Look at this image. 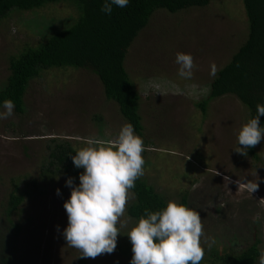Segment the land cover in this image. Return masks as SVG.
Wrapping results in <instances>:
<instances>
[{"label":"rangeland","instance_id":"rangeland-1","mask_svg":"<svg viewBox=\"0 0 264 264\" xmlns=\"http://www.w3.org/2000/svg\"><path fill=\"white\" fill-rule=\"evenodd\" d=\"M76 17L73 6L59 3L31 12L13 11L3 19L0 89L7 83L12 57L37 47ZM248 35L243 0H211L206 8L175 14L161 9L125 61L141 97L144 175L140 178L167 201L179 203L187 194L188 207L201 217L203 259L212 249L239 253L255 238L264 251V139L256 146L258 159L234 150L239 147L237 134L249 120L248 109L235 96L209 102L206 115L198 108L208 98L217 72ZM178 52L193 57L190 79L177 75ZM24 102V114L14 110L11 117L0 119V217L15 185L23 191L36 183L42 192L26 198L14 217L23 228L15 264H80L81 253L62 236L67 226L63 204L70 196L67 177L62 173L44 177L51 148L66 143L77 151L88 147V139L96 146L106 144L115 140L127 121L117 103L107 100L99 78L73 67L43 71L30 82ZM72 178L78 185L79 176ZM247 182H257L258 188L251 193ZM134 202L135 197L128 199L120 218L126 226L117 224L120 234L113 253L83 258L89 264H129L132 245L126 234L137 221L127 209Z\"/></svg>","mask_w":264,"mask_h":264},{"label":"trees","instance_id":"trees-1","mask_svg":"<svg viewBox=\"0 0 264 264\" xmlns=\"http://www.w3.org/2000/svg\"><path fill=\"white\" fill-rule=\"evenodd\" d=\"M210 2L130 0L125 8L113 6L112 14L108 16L100 11L103 0H0V22L13 11L31 12L59 3L70 4L77 14L72 24L54 32L37 47H27L19 56L10 59V75L0 89V103L6 99L12 100L15 112L22 115L29 84L43 71L66 67L82 69L99 78L107 100L117 103L123 118L133 125L135 134L142 136L144 127L139 113L141 97L125 68L131 47L148 27L156 11L163 9L175 14L190 8H206ZM243 3L249 25L248 38L231 61L217 72L209 85L208 98L198 103L204 115L209 102L229 95L235 96L248 109L249 119L256 115V105L264 104V0H243ZM259 120L264 126V116ZM256 146L247 149L254 159H258ZM75 152L66 143L51 148L44 177L58 173L65 174L67 178L78 177L81 169L75 168L71 160ZM130 191L134 194L135 202L128 207L127 214L137 222L145 215V209L160 211L168 202L140 177ZM41 193L36 183L23 191L15 185L0 217V264L16 263L17 244L23 228L14 217L20 213L26 198ZM179 204L188 206L187 194L180 197ZM261 243L260 239L255 238L250 246L239 253L209 250L207 258L202 259L200 264H255ZM80 264L88 262L81 258Z\"/></svg>","mask_w":264,"mask_h":264},{"label":"clouds","instance_id":"clouds-1","mask_svg":"<svg viewBox=\"0 0 264 264\" xmlns=\"http://www.w3.org/2000/svg\"><path fill=\"white\" fill-rule=\"evenodd\" d=\"M129 3L130 0H103L100 11L110 16L113 6L125 8ZM175 63L179 77H192L195 65L190 53H176ZM212 74H215L214 67ZM14 107L10 99L0 103L3 109L0 119L11 117ZM261 116H264V104L258 103L256 115L243 124L237 134L239 147L234 149L237 153L246 156L247 149L264 139ZM86 143L88 147L71 156L73 166L83 172L79 174L78 185L72 177L65 182L70 196L63 204L67 226L62 236L68 246L79 250L80 258L94 259L113 253L120 234L117 224L119 222L121 227L127 224L120 218L124 216L128 199L134 198L130 190L135 187V181L144 175V145L131 123L121 126L115 140L98 146L93 139ZM225 179L231 182L228 176ZM236 183L240 186L238 181ZM246 187L252 193L258 184L247 182ZM56 191L59 195L60 190ZM126 235L132 245L129 264H200L204 258L198 211L175 201H168L160 211L145 209V215ZM255 264H264V251L260 252Z\"/></svg>","mask_w":264,"mask_h":264},{"label":"crops","instance_id":"crops-1","mask_svg":"<svg viewBox=\"0 0 264 264\" xmlns=\"http://www.w3.org/2000/svg\"><path fill=\"white\" fill-rule=\"evenodd\" d=\"M88 264H89V262H88Z\"/></svg>","mask_w":264,"mask_h":264}]
</instances>
